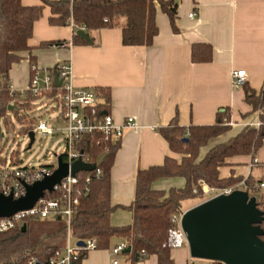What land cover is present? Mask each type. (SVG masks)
I'll use <instances>...</instances> for the list:
<instances>
[{"label":"crops","instance_id":"0c3cea01","mask_svg":"<svg viewBox=\"0 0 264 264\" xmlns=\"http://www.w3.org/2000/svg\"><path fill=\"white\" fill-rule=\"evenodd\" d=\"M21 2L26 6L41 4L40 0ZM190 12L195 16L190 18ZM50 14L45 5L28 41L31 50L22 53L20 62L12 66L9 82L17 90L27 86L30 56L42 69L69 60L75 87L109 90L106 111L117 124L128 116L134 117L139 130L123 131L110 171L111 202L119 206L110 216L111 224L124 226L132 221L131 212L124 207L134 198L138 169L160 165L167 156L181 158L170 150L156 128L167 126L174 117L182 127L213 124L216 113L228 109L231 131L211 141V145L226 141L257 120V113L244 100V87H232L231 72L244 69L246 85L256 93L260 91L264 83V0H179L177 31L157 7L158 34L149 46L123 45L119 27L85 30L92 43L73 44V26L51 25ZM48 41L64 45L40 47ZM194 43L212 46L209 62L191 61ZM206 150L207 147L201 149V154ZM259 152L261 158L256 156ZM228 162L230 165L219 170L221 178L237 177L234 185L238 186L248 177L264 182V144L254 157L235 156ZM183 183L182 179H161L153 186L167 190ZM123 240L112 237L107 249L88 251L80 264H109L110 248ZM170 256L174 264H213L191 257L187 246L172 248ZM119 264H131L126 254L120 255ZM135 264H157V257L149 255Z\"/></svg>","mask_w":264,"mask_h":264},{"label":"trees","instance_id":"16d2710c","mask_svg":"<svg viewBox=\"0 0 264 264\" xmlns=\"http://www.w3.org/2000/svg\"><path fill=\"white\" fill-rule=\"evenodd\" d=\"M41 4L23 5L21 0H0V122L6 115L13 116L23 126L21 132L26 134L34 128L35 118H27V113L35 108L34 102L40 95L15 99L9 92V72L12 66L22 59V53L29 52L28 44L32 37L35 21L42 17L43 7L49 6L48 22L55 26H73L71 42L87 43L76 34V30L86 31L100 28H121V41L126 46H149L158 34L156 23L157 7L164 12L174 31L179 0H40ZM61 41L42 42L40 47L58 45ZM192 62H209L212 59V46L208 43H194L191 46ZM30 63H34L30 56ZM244 100L257 112L261 122L259 128L246 126L224 142L211 144L231 127L225 124L230 120L228 109L216 113V120L209 125H189L182 127L176 117L167 126L156 130L168 142L172 152L181 155L180 160L167 156L160 165L138 169L135 175V192L132 202L124 208L129 210L132 221L128 225L111 224L110 216L119 207L112 204L110 197V171L114 156L120 146V139L105 140L100 132L85 135L82 147L89 155L90 170H80L81 193L78 195L76 211L72 216L71 233L75 240L95 238L98 249H107L112 237H121L127 242L130 251L126 252L131 264L149 255H156L157 264H174L171 248L168 246V230L171 227L170 215L183 207V202L197 198L203 201L202 185L211 188H225L234 185L237 177H220V168L230 165L228 160L235 156L251 155L264 144V83L258 93L246 83ZM102 97L98 105V114L106 111L109 90L95 89ZM13 105V106H11ZM12 107L10 111L8 108ZM2 129L0 125V147ZM207 150L201 154V149ZM1 154V148H0ZM103 156L101 162L100 157ZM14 161V155H12ZM5 159L0 155V165ZM101 168L102 174L92 175L86 185L84 179L95 168ZM161 179H182V186H172L167 190L154 188L153 183ZM255 180L247 178L243 189L249 196H255L257 206L264 214V187L255 188ZM260 183V182H259ZM88 191L84 193V187ZM60 195L49 191L45 197L58 198ZM191 207V206H190ZM189 208V207H186ZM264 231V220L260 224ZM264 241V234L261 236ZM66 242V223L63 218L33 219L27 218L23 224L0 231V264H29L32 257L46 264L57 249H62ZM86 253L75 264H80ZM213 264H221L212 261Z\"/></svg>","mask_w":264,"mask_h":264},{"label":"built area","instance_id":"2783aa9c","mask_svg":"<svg viewBox=\"0 0 264 264\" xmlns=\"http://www.w3.org/2000/svg\"><path fill=\"white\" fill-rule=\"evenodd\" d=\"M69 1L71 2L72 0ZM188 16L190 18L194 17L195 12H190ZM58 45L54 44L53 46ZM55 76L60 80L59 85L56 84ZM231 83L233 88H241L246 83L245 70L233 69L231 72ZM9 92L15 99L29 94L31 96L40 95L41 97L38 100L57 101L59 111L57 119L62 120V125L51 126L45 119L39 118L35 120L32 130L35 136L39 134L41 137H46L59 133L63 136V152L55 154L54 164L16 166L11 158L13 151L10 148L1 151L0 155L5 159V162L0 165V194L4 196L11 195L14 199L24 195V183L29 184L50 175L58 166L59 156L68 163L69 168L78 161L89 164V155L81 143L85 135L100 132L106 141L111 139L119 140L125 129L135 132L139 130V125L132 116L126 117L123 123L117 124L107 111H102L99 115L100 95L93 88H77L74 86L72 67L69 60L60 61L48 69H42L35 63H30V78L27 86L24 89L17 90L9 84ZM33 111H35V108ZM33 111L29 112V114H32ZM31 117L34 116L31 115ZM224 123L230 126L233 125L231 120H225ZM246 126L259 128L261 122L258 119V114L257 120L248 123ZM3 138L4 133L2 132ZM101 174L102 169L95 168L93 173L84 179L85 184L87 185L90 182L92 175L98 177ZM244 184L245 181L242 180L240 185ZM239 186L231 185L215 189L203 184V196L208 199L218 194H228L235 189H243ZM263 187L264 182L255 184V188L260 189ZM51 191L58 193L60 196L55 199H49L45 197V193L49 191H45L44 196L39 198L31 208L20 210L9 217H0V231L14 227L17 224L21 225L27 218L44 219L55 216L63 218L66 223L65 245L62 249L55 250L46 264H75L85 253L97 249V240L95 238L75 240L71 233L72 216L76 211L78 195L81 193L79 177L69 171L58 184L54 185ZM87 191L88 187L85 186L84 193ZM186 209L180 208L170 215L171 227L168 230V246L171 249L187 245L186 234L181 226V219ZM78 240H82L84 245H77L76 241ZM126 247L127 242L125 240L112 246L110 248L112 259L109 264H119L120 255ZM37 261V259L32 257L29 264H35Z\"/></svg>","mask_w":264,"mask_h":264},{"label":"water","instance_id":"95a60500","mask_svg":"<svg viewBox=\"0 0 264 264\" xmlns=\"http://www.w3.org/2000/svg\"><path fill=\"white\" fill-rule=\"evenodd\" d=\"M76 34L86 42L92 40L80 28ZM56 84L60 80L55 76ZM13 106V105H11ZM9 106V110L12 107ZM264 136V129H263ZM29 149L35 135L32 129L27 132ZM103 156L100 157L101 162ZM88 163L78 161L69 168L61 156L58 166L52 173L40 180L25 184V193L19 198L0 194V217H9L20 210L31 208L35 202L44 196L45 191H51L70 171L75 174L80 170H90ZM264 220L263 211L257 206L256 197L249 196L243 189H235L228 194H218L187 208L181 219V226L186 234L189 255L193 258L219 261L223 264H264V234L260 224ZM83 246L82 240L76 241ZM126 247L123 253L129 252ZM35 264H43L39 261Z\"/></svg>","mask_w":264,"mask_h":264},{"label":"rangeland","instance_id":"374dc122","mask_svg":"<svg viewBox=\"0 0 264 264\" xmlns=\"http://www.w3.org/2000/svg\"><path fill=\"white\" fill-rule=\"evenodd\" d=\"M35 111L32 114L28 112L27 118L32 116L35 120L43 118L51 126L62 125V120L57 119L58 107L57 101L37 100L34 102ZM257 113V112H255ZM6 120L10 124H6L3 120L0 122L4 138L1 141V151L10 148L14 155L13 164L16 166H39L42 164H54L55 154L63 152V136L61 133L53 136L41 137L36 134L35 141L29 149H26L28 137L21 132L23 124L17 121L13 116L6 115ZM7 140V141H6ZM262 152L257 153V157L261 158ZM204 197V196H203ZM197 202V198L188 199L183 202V207H190ZM187 246V245H186Z\"/></svg>","mask_w":264,"mask_h":264}]
</instances>
